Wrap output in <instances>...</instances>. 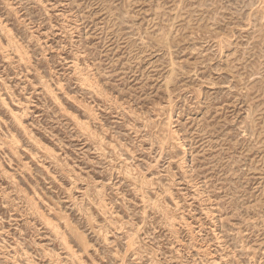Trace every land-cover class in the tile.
<instances>
[{
    "label": "rangeland",
    "instance_id": "obj_1",
    "mask_svg": "<svg viewBox=\"0 0 264 264\" xmlns=\"http://www.w3.org/2000/svg\"><path fill=\"white\" fill-rule=\"evenodd\" d=\"M0 264H264V0H0Z\"/></svg>",
    "mask_w": 264,
    "mask_h": 264
}]
</instances>
